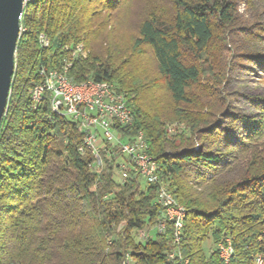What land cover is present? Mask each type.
<instances>
[{"label":"trees","instance_id":"16d2710c","mask_svg":"<svg viewBox=\"0 0 264 264\" xmlns=\"http://www.w3.org/2000/svg\"><path fill=\"white\" fill-rule=\"evenodd\" d=\"M124 1L37 0L26 8L0 120V264H220L215 247L226 238L229 264H254L257 256L264 264V95L249 98L257 117L212 112L225 102H210L219 83L202 85L198 65L214 30L233 27V0H170V21L143 17L133 50L147 49L156 77L131 66L128 49L111 38L112 13ZM40 33L47 47L39 45ZM75 44L88 54L72 62L69 78L112 84L124 94L132 125L121 132H143L161 182L185 209L180 260L166 257L171 224L164 233L154 229L161 217L156 186L132 171L118 181V158L106 148L98 151L102 167L95 171L82 131L51 114L48 102L32 106L38 70L59 69L68 58L64 48ZM156 81L185 124L186 133L172 139L164 126L172 117L144 97ZM208 237L213 247L205 255Z\"/></svg>","mask_w":264,"mask_h":264},{"label":"rangeland","instance_id":"374dc122","mask_svg":"<svg viewBox=\"0 0 264 264\" xmlns=\"http://www.w3.org/2000/svg\"><path fill=\"white\" fill-rule=\"evenodd\" d=\"M233 2L235 5L233 27L228 28L227 32L221 27L214 30L213 39L201 55L198 65L202 70V85H209L215 80L219 83L216 89L217 96L210 102H216L217 98H222L225 102L222 106L217 101L212 112L225 108L227 112L252 118L259 115V109L254 105L255 100L249 98L264 95V0H233ZM112 14L115 28L111 38L118 41L117 45L121 49H128L127 56L131 58V66H142L148 74L156 77L154 61L146 52L147 49L140 47L133 50V41L137 36L140 21L146 15L154 14L166 21L172 19L173 8L170 0H126ZM103 15L105 16L106 13ZM83 49L86 57L88 49ZM159 84L160 81H156L155 87L147 90L144 97L162 113L172 117L164 123L167 138L172 139L171 135L176 137L186 130L185 124L180 123L174 116L179 111V107L172 104L168 94ZM156 85L159 87L157 88ZM207 108L209 107L205 106L201 113H205ZM195 112L196 110L191 113L196 114ZM114 176L116 179L119 178L118 171L114 172ZM212 247L211 238L208 237L202 244L204 254L208 255Z\"/></svg>","mask_w":264,"mask_h":264},{"label":"built area","instance_id":"2783aa9c","mask_svg":"<svg viewBox=\"0 0 264 264\" xmlns=\"http://www.w3.org/2000/svg\"><path fill=\"white\" fill-rule=\"evenodd\" d=\"M48 46V45H47ZM64 50L68 54L63 62H73L79 58V44L66 46ZM38 75L41 81L36 85V95L32 102L33 108L48 102L51 114L62 116L72 121L77 131H84L90 139V146H94L95 155L93 168L99 171L102 167V160L98 156L100 148H106L109 156L118 158L115 171H118V181L122 182L127 178L128 172L132 171L143 181L146 186H156L155 204L160 209V220L154 229L158 233H164L162 228V211H169L172 216L170 246L166 252L169 261L176 260L172 249L174 232H177L178 217H181L183 210H175L172 204L171 191L164 182L162 185H155L152 181V172L155 168V160L149 154V149L139 142L136 135L128 136L123 134L122 129L126 128L121 118V111L117 106L115 93L107 89L104 92H94L91 85L86 90L66 86L64 79L63 64L62 74H53L50 68H40ZM147 234L140 232L141 237ZM220 253L223 254L225 262V248L223 241L220 242ZM264 259V256H263ZM179 264H181L179 262Z\"/></svg>","mask_w":264,"mask_h":264},{"label":"bare ground","instance_id":"6f19581e","mask_svg":"<svg viewBox=\"0 0 264 264\" xmlns=\"http://www.w3.org/2000/svg\"><path fill=\"white\" fill-rule=\"evenodd\" d=\"M34 1L37 0H21V12L17 18L18 23H19V36L25 31V28L22 26V19H23V15L26 11V8ZM38 42L39 45L42 47H47L49 41L47 39V37L45 36V34L40 33L38 35ZM81 50H79V58H85V54H84V49L81 45H79ZM72 62H63V73H64V79L66 81V86L68 87H72V88H79V90H86V88H89L91 85L93 86V91L94 92H104L105 89H107V83H101V82H95L91 79H85L84 81L80 82V83H74L68 76L67 74V69L71 66ZM52 70L53 74H62V65L59 69H50ZM110 86V90L113 91V93H115V98L117 99V106L119 108V110L121 111V118L123 119V123L126 125V128L130 127L132 125V116L130 113V110L128 109L126 103H125V97L124 94L117 91L114 86L112 84H108ZM36 85L33 86L31 88L30 91V96L32 101H34V97L36 95ZM83 134V138H84V147L89 150L91 152V154L95 155V148L94 146H90V139L88 138L87 135H85V132L82 131ZM137 139L139 142H143L144 147L148 148V144H147V140L145 139V136L143 134V132L141 131H137L135 133ZM157 163L155 161V168H153V172H152V181L154 182L155 185H162L163 183L161 182L158 172H157ZM171 198H172V204L175 208V210H183L181 217H178V224H177V232H174V237L172 240V249L174 252V257L175 259L180 260V250H179V238H180V234H181V229H182V225H183V221L185 218V209L177 204L173 194L171 193ZM172 224V216L171 213L169 211H162V228L165 231L166 228V224L167 223ZM223 247L225 248V262H222L220 264H229L232 254H233V248L231 245V240L230 238H226L223 240ZM216 250V254H217V258L218 261H223V254L220 253V242L216 245L215 247ZM187 261H183L181 262L182 264H186ZM260 262V257L257 256L254 259V264H259Z\"/></svg>","mask_w":264,"mask_h":264},{"label":"water","instance_id":"95a60500","mask_svg":"<svg viewBox=\"0 0 264 264\" xmlns=\"http://www.w3.org/2000/svg\"><path fill=\"white\" fill-rule=\"evenodd\" d=\"M20 12L21 0H0V120L6 109L15 67Z\"/></svg>","mask_w":264,"mask_h":264}]
</instances>
